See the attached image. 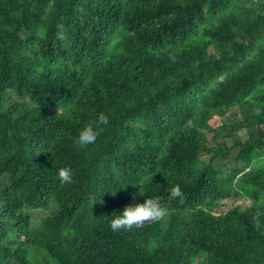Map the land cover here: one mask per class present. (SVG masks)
<instances>
[{
	"label": "trees",
	"instance_id": "obj_1",
	"mask_svg": "<svg viewBox=\"0 0 264 264\" xmlns=\"http://www.w3.org/2000/svg\"><path fill=\"white\" fill-rule=\"evenodd\" d=\"M197 262L264 264V0H0V264Z\"/></svg>",
	"mask_w": 264,
	"mask_h": 264
},
{
	"label": "clouds",
	"instance_id": "obj_2",
	"mask_svg": "<svg viewBox=\"0 0 264 264\" xmlns=\"http://www.w3.org/2000/svg\"><path fill=\"white\" fill-rule=\"evenodd\" d=\"M109 123V117L101 113L96 121L85 124L78 134L79 145L86 147L94 144L99 135L98 125ZM58 178L61 183L71 182L73 179L72 169L69 167L58 170ZM171 197L183 199V192L179 185L174 186L170 192ZM168 214V209L164 207L159 197H148L142 203L126 206L122 212L115 215L110 220V227L113 231L131 229L133 226L139 227L145 222L160 221Z\"/></svg>",
	"mask_w": 264,
	"mask_h": 264
},
{
	"label": "rangeland",
	"instance_id": "obj_3",
	"mask_svg": "<svg viewBox=\"0 0 264 264\" xmlns=\"http://www.w3.org/2000/svg\"><path fill=\"white\" fill-rule=\"evenodd\" d=\"M220 122L217 123V125H219ZM242 137L245 136V131L244 130H239L238 132ZM206 135L208 137V143L210 145L213 144V141L211 139V135H212V132L210 131H206ZM201 157L204 159V160H209V153H203L201 155ZM212 165L215 166L216 168H219L221 169L224 173L226 170H230V169H235V168H240L242 167L243 163L239 160H236L235 158H233V156H227L223 159H213L212 160ZM134 202L131 201V204ZM248 202L247 201H244L243 199L241 198H238V197H234V198H227L225 200H223L221 202V206H219L218 208H216V211L217 212H222L224 210H226L228 207H232V206H236V205H242V204H247ZM196 264H200V263H196Z\"/></svg>",
	"mask_w": 264,
	"mask_h": 264
}]
</instances>
